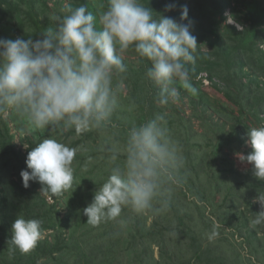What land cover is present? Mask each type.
<instances>
[{
	"label": "rangeland",
	"instance_id": "rangeland-1",
	"mask_svg": "<svg viewBox=\"0 0 264 264\" xmlns=\"http://www.w3.org/2000/svg\"><path fill=\"white\" fill-rule=\"evenodd\" d=\"M163 1L142 0V3L157 12H154L156 16L160 13L181 23L191 21L190 30L197 37L199 44L198 58L194 66L198 73L207 76L209 82L192 78L190 75L192 88L180 89L179 103L166 108L161 107L156 102L158 86L144 75L148 62L137 63L135 53L129 51L124 58L128 72L123 75L120 106L105 129L80 135H77L74 129H64L62 126L34 131L15 109H9L4 117L9 122L10 135L13 136L12 142L17 151L27 155L36 143L50 137L78 148L72 164L74 169L72 188L60 196L48 198L42 195L41 184L31 181L33 183H29L31 184L29 194L36 199L40 197L37 196L39 192L41 197L46 198L48 204H55V213H60V220L65 219L63 238L68 239L72 234L83 237L85 232H90L83 239L93 247L92 257L96 258L93 264H150V260H154L153 264H179L193 256L190 241L186 238L191 237L190 234L198 238L197 242L202 243L203 250L210 249L200 260L193 256L190 264H208V257L216 264H264V223L259 225L252 223L260 211V204L255 197L259 192H264V181L253 176L250 164L241 162L234 155L236 152L245 154L250 152L247 130L264 125V111L259 117H254L256 109L250 106L254 105L255 96L258 95V85L264 89V71L256 64L251 63L248 66L245 63L242 79L248 86L244 94L241 93L242 100L238 95L239 91H236L237 101L240 103L236 104L229 99L225 89L230 83L228 80L214 77V80L218 79V82H215L218 85L212 84L210 80L208 62L216 64L221 61V57L219 58L210 46L209 42L214 39L206 35V28L201 22L190 18L189 12L188 20L180 21V8L165 11V6L170 3L176 6L182 3L189 8L191 0H166V4L162 6ZM234 1L228 7L222 2V7L216 8L214 19L225 37H228L232 30L228 26L235 27L233 24L225 23L226 14H231L234 20L243 26V30L235 27L236 31L242 32L252 23L246 19L249 7L242 3L243 0ZM246 1L251 5L252 0ZM106 3L107 0H28L24 5L26 11L23 8L21 13H16L14 20L8 17L0 18V38L27 39L32 35L33 39H36L37 32L55 25L52 17L64 15L66 6L77 7L83 4L88 11L98 16L102 11L101 5ZM31 9H34L39 17H36ZM260 12H264V8ZM263 38L264 36L258 37L257 43L264 51ZM235 69H238V65ZM252 80L254 81L251 82ZM247 97H251L250 104L246 100ZM241 110L246 112L245 116L250 117L247 119L250 126L244 124L241 126L245 136L243 142L235 136L239 122L242 121ZM163 111L168 113V126L184 157V164L177 174L176 181L165 185L168 190L165 195L154 201L152 211L136 213L125 208L117 220L103 222L95 227L89 225L82 210L91 202L95 190L108 178L111 167L107 153L100 151L103 140L111 135L123 140L131 124L142 123ZM24 143L29 144L28 149L23 147ZM4 152L2 149L0 173L6 178L0 189L3 186L7 187L6 193L11 194L10 185L13 182L10 180L22 181L20 171L26 169V164L21 156L17 157L21 160L14 161L16 159L14 155L11 157L8 151ZM7 157L10 161L3 164ZM74 211L79 213L80 220ZM10 212L18 213L14 209ZM70 213L73 218L68 219ZM121 219L126 221L124 226L119 222ZM60 220L57 223L63 225V221ZM154 229L166 240L170 248L167 255H162L155 241L156 236L148 240L143 238L148 232H155ZM47 237L55 241V230L46 229L42 239ZM134 242L138 245L135 246V251L139 252L136 256L129 245ZM68 251L73 256L66 258V261L69 259L71 262L77 261L76 245H70Z\"/></svg>",
	"mask_w": 264,
	"mask_h": 264
},
{
	"label": "clouds",
	"instance_id": "clouds-1",
	"mask_svg": "<svg viewBox=\"0 0 264 264\" xmlns=\"http://www.w3.org/2000/svg\"><path fill=\"white\" fill-rule=\"evenodd\" d=\"M175 7L167 4L165 11ZM101 8L97 16L83 4L66 6L65 14L53 16L55 25L37 32L36 39L0 38V116L15 109L34 131L62 126L80 135L105 129L120 106L129 51L137 63L148 62L144 75L159 88L157 104L166 108L179 103L180 89L192 88L188 65L198 58L191 21L156 16L142 0H107ZM179 19L188 20L186 5L181 6ZM225 23L243 30L231 14H226ZM167 117V111L158 112L131 124L123 140L115 135L103 140L100 151L107 153L111 167L82 210L89 225L117 220L125 208L152 211L154 201L168 190L165 185L176 181L184 157ZM247 137L251 151L234 155L264 181V125L248 129ZM23 147L28 149L29 144ZM77 151L56 138L42 139L27 152L26 169L20 171L23 187L36 181L42 195H62L72 188ZM255 200L260 211L252 223L259 225L264 223V192ZM119 222L126 224L123 219ZM42 234V221L17 216L10 244L27 253Z\"/></svg>",
	"mask_w": 264,
	"mask_h": 264
},
{
	"label": "trees",
	"instance_id": "trees-1",
	"mask_svg": "<svg viewBox=\"0 0 264 264\" xmlns=\"http://www.w3.org/2000/svg\"><path fill=\"white\" fill-rule=\"evenodd\" d=\"M19 1V2H18ZM0 0V18L5 17L10 20L15 19L16 13H21L24 8L25 3L28 0ZM145 1V0H144ZM150 1V0H149ZM234 0H191V5L188 8V12L190 13V18H193L199 22L201 25L205 27V33L209 37L211 36L214 40L210 41V46L214 49V53L220 58L221 61L214 64L209 61V69L211 71V82L214 85H218L215 82L217 80H228L230 83L225 88L228 94L229 99L235 101V103L240 104L237 101V94L241 98V93L244 94V91L248 85L243 82L242 74L245 72V63L250 66L251 63L258 65V68L264 71V51L261 46H258L257 40L258 37L264 36V12L262 9L264 8V0H252L251 5L246 0H243L242 3L247 5V15L246 19L251 20V25L248 26L244 31H236L235 27L228 26L231 28V32H229V36L225 37L220 32V26L216 23L214 17L216 15V8L222 7V2L225 7H228ZM23 2V3H22ZM235 2V1H234ZM166 0H164L161 5H165ZM182 3H178L177 6L173 9L181 8ZM251 6V8H250ZM25 10V8H24ZM33 10L36 17H39V14ZM26 11V10H25ZM207 21V23H204ZM233 37V38H231ZM33 38V37H32ZM201 38V37H200ZM264 39V38H263ZM260 45V44H259ZM263 61V62H262ZM236 65H238V69L236 70ZM190 75L192 78L200 79L204 73H198L197 69H195L194 64L188 65ZM256 73H258L256 71ZM200 74V75H199ZM217 77V80H214ZM258 78L257 76H254ZM252 80L251 82H253ZM219 87V86H216ZM221 87V86H220ZM258 95L255 96L254 105H251V97H247L251 108H255L253 116H260L262 111H264V89L263 87L258 85ZM244 108V106H243ZM264 113V112H263ZM246 112L244 110L240 111V116L242 117V121L239 122V129L235 131V136L239 137L240 141H244V133L242 131L241 126L243 124L245 126H250V123L247 121L249 115L245 116ZM9 122L4 116H0V154L3 149L6 153L11 154V157L14 155L15 160L17 157L21 156L22 160L25 161L26 156L21 151H17L15 149V145L13 144V136L10 135L9 131ZM3 164H7L10 159L7 157L4 159ZM4 176L3 173H0V186L4 184ZM13 182L10 185V190H12L11 194H7V187L4 186L0 189V264H93L96 259L93 256V247L86 241H84L83 237L87 236L90 232H85L83 237H79L74 234L68 237V239L62 237L63 228L65 227V219L60 220V213L56 212V206L50 205L47 203L46 198L41 197L38 192L37 196L39 198L33 199V196H30L31 184L28 188L23 187L22 181H14V179L10 180ZM33 183V182H29ZM17 194H21L22 196H17ZM11 195V196H10ZM26 195V196H24ZM13 196V197H12ZM247 196V195H246ZM249 196H247L248 198ZM11 203H10V202ZM88 199L86 200V202ZM17 210V212L11 213V210ZM37 209H40L36 212ZM75 212V216L80 220V215L77 211ZM68 216V219L73 218V216ZM17 216H23L25 219H38L42 221V230L43 233L46 229H54L55 230V241L50 240L48 237L44 239H40L36 246L31 249L27 253L21 252L18 248H13L10 244L11 237V225L13 220ZM63 221L62 224H58V221ZM155 232H148L146 236H143L144 239L148 240V238L155 237V241L159 246L162 255H167L170 252V248L167 245V242L162 235L160 236L157 233V230L154 229ZM189 233V232H188ZM186 237L190 241V250L193 253L192 255L197 257L196 259L200 260L205 255L206 252H209L210 249L207 248L203 250L202 243L197 242L198 238L192 236ZM145 240V241H146ZM76 245V249L78 248V252L75 253V257L77 261H72L69 259L66 261V258L72 257L71 253L68 251L70 245ZM83 244V245H82ZM134 242L130 245V249H132V253L134 255H138L139 252L135 251V246H138ZM69 245V246H68ZM85 245V246H84ZM82 246V248H80ZM11 249V253H10ZM85 252V253H82ZM211 254V253H210ZM192 256V258H193ZM210 256V255H209ZM192 258L187 261H183L179 264H190ZM208 264H216L212 262V258L208 257ZM66 261V263H65ZM154 261V260H153ZM153 261L150 260V264H153ZM108 263V262H107Z\"/></svg>",
	"mask_w": 264,
	"mask_h": 264
},
{
	"label": "built area",
	"instance_id": "built-area-1",
	"mask_svg": "<svg viewBox=\"0 0 264 264\" xmlns=\"http://www.w3.org/2000/svg\"><path fill=\"white\" fill-rule=\"evenodd\" d=\"M202 78H204V82L208 83L209 80H207V76H202Z\"/></svg>",
	"mask_w": 264,
	"mask_h": 264
}]
</instances>
